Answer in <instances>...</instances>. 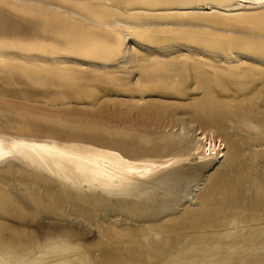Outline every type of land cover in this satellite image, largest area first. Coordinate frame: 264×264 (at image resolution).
I'll use <instances>...</instances> for the list:
<instances>
[{
	"label": "rangeland",
	"instance_id": "374dc122",
	"mask_svg": "<svg viewBox=\"0 0 264 264\" xmlns=\"http://www.w3.org/2000/svg\"><path fill=\"white\" fill-rule=\"evenodd\" d=\"M213 4L229 1L0 0L5 147L96 153L113 174L6 155L0 264H264V11Z\"/></svg>",
	"mask_w": 264,
	"mask_h": 264
},
{
	"label": "bare ground",
	"instance_id": "6f19581e",
	"mask_svg": "<svg viewBox=\"0 0 264 264\" xmlns=\"http://www.w3.org/2000/svg\"><path fill=\"white\" fill-rule=\"evenodd\" d=\"M229 4H213L212 9L222 10L230 15L240 14L241 12H259L264 11V0H227ZM191 9V7H190ZM182 11V10H181ZM234 17V16H233ZM108 34V33H107ZM203 142L206 145L202 155V159L211 157L212 154L216 155V159L223 158V146L218 139L211 137H203ZM220 142V143H219ZM221 146L218 148V145ZM222 149V150H220ZM220 150V151H219ZM87 153V152H85ZM6 155H15L27 160L36 159L40 167L51 169L54 167L58 172L68 173L83 179L86 184L89 183H106L112 180L113 174L108 171L105 157L100 154L90 153L86 155H71V152L61 150L53 145L44 143L29 142L24 140L12 141L8 147H5L3 141L0 139V160ZM64 159L72 160L75 162L74 170L70 171ZM208 159V158H207ZM116 160V159H115ZM122 162V160H120ZM126 163V162H125ZM130 172L140 173L143 170H149L154 167L153 164H134L126 163ZM49 171V170H48ZM257 239V236H250L249 239ZM252 244L247 245L248 252ZM248 264H254L251 260Z\"/></svg>",
	"mask_w": 264,
	"mask_h": 264
}]
</instances>
